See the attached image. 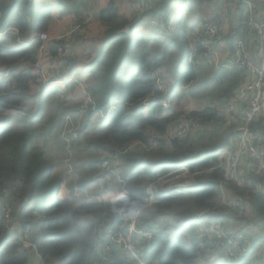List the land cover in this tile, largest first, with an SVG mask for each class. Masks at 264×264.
Segmentation results:
<instances>
[{"label": "trees", "instance_id": "obj_1", "mask_svg": "<svg viewBox=\"0 0 264 264\" xmlns=\"http://www.w3.org/2000/svg\"><path fill=\"white\" fill-rule=\"evenodd\" d=\"M116 1L111 0L101 12L99 19L103 24L117 19ZM163 1L152 12L163 17L167 39L163 41L143 31L142 22L134 19L128 32L123 31L127 25L111 26L106 42L96 55H89L86 66H71L64 81L44 84L37 66L43 44L39 34L48 30L51 16L45 14L35 21L33 40L15 46L12 40L18 42L39 15V1L0 0V264H29L31 250L46 264L52 258H58L59 264H138L122 245L106 237L107 231L125 230L127 224L120 210L132 211L145 205L149 184L182 165L201 172L197 184L188 189V196L162 194L159 201L143 210L140 218V231L150 228L155 232L153 240H143L145 264H196L202 254L200 240L196 237L186 240L184 232L203 224L204 219L198 217L203 210H208L207 215L236 217L240 228L256 233V240L264 242V192L256 188L261 176L248 172L243 185H225L228 196L233 199L229 198V204H221L223 174L218 170L202 172L216 166L225 146V136L219 141L217 124L212 123L220 119L218 107L209 105L186 113L166 109L160 102L164 97H179L178 91L189 86H192V97L234 94L247 77L246 71L237 68L214 67L210 70L214 75L213 85L206 84L203 78L199 85H194L199 73L190 61L191 43L186 31L193 29L201 16L221 17L219 1H224L228 8L233 4L240 15L225 36L234 49L238 38L245 41L243 21L247 7L238 0ZM176 6L181 7L179 15L173 11ZM187 9L194 10L196 17L194 20L188 17L182 26ZM173 15L175 31L168 29L172 27ZM228 18L231 19L230 11ZM5 28L15 31L12 38L4 37L2 29ZM64 45V39H56L49 46V52L57 60L66 59L68 67L75 58L66 50L65 54L57 55L58 48ZM185 50L188 51L186 59ZM206 58L210 59L209 55L200 49L194 60ZM160 70L168 76L172 73L170 78L174 84L169 92L158 90L156 77L163 80ZM60 82L66 83L63 88L75 85L83 90L84 100L77 103L79 111L85 114L80 132L92 119H98L97 131L84 137L78 145L70 132L73 129L69 131V126L65 129L59 124L66 113L50 115L49 100L61 87L54 84ZM152 93L153 101L144 103ZM83 105H86L84 112ZM112 105L118 107L107 116L97 113L98 110L107 113ZM183 115L199 119L203 130L193 137L166 139V133ZM251 130L264 134V116L253 119ZM53 132L60 140L63 133L64 144L57 147L56 154L62 160L60 166L83 170L75 179L65 168H57L58 163L47 149ZM65 136H70L71 142ZM152 139L159 143L149 148ZM136 142L140 144L130 147ZM76 152L81 155L76 156ZM195 153L197 157L193 156ZM115 155L126 169L127 191L115 187V194L105 202L85 196L80 190L90 188L102 161ZM237 198L245 202L246 212L234 216L231 203ZM7 213L13 220H9ZM170 221L178 227L173 232H169ZM101 225L108 227L106 231H99ZM9 226L16 229L11 231ZM25 240H30L28 247L23 245ZM249 260L246 258L240 264H250Z\"/></svg>", "mask_w": 264, "mask_h": 264}, {"label": "built area", "instance_id": "obj_2", "mask_svg": "<svg viewBox=\"0 0 264 264\" xmlns=\"http://www.w3.org/2000/svg\"><path fill=\"white\" fill-rule=\"evenodd\" d=\"M131 1L136 21L158 24L159 27L164 25L163 17L152 12L161 4V0ZM238 1H241L247 7V16L243 23L246 25L247 30L256 34L259 58L257 61L251 58L245 41L238 38L233 50L234 62L222 64L223 66L246 71L247 77L239 85L234 94L224 97L223 108L217 106L222 121L220 119L212 121V123L217 125H223L227 128L232 127L233 129V131L228 130L229 137L218 155L216 166L202 171L210 172L218 170L223 174L224 180L220 185L221 204H229L230 202L226 198L225 185H243L248 172H255L261 176V180L257 182L256 188L264 192V134L253 133L251 130L253 119L258 116H264V0ZM180 8V6L177 7V10ZM174 16L171 17V22ZM81 29V23L75 22L71 31L61 38L65 40V45L58 48L60 55L65 54V50L70 51L71 45L73 47V43L71 44L73 40H69L77 36ZM123 31L128 32L129 28L125 27ZM224 32L225 24L222 19L216 17L204 20L199 26L196 38L194 39L195 47L191 52V62L195 64L197 60H194V58L198 55L200 49L211 58H217L218 52L215 42ZM48 36L46 32L39 34V38L43 41L40 50L48 42H51V45L56 39H59L58 37L49 38ZM61 61L64 64L66 63V59H61ZM156 79L158 90L165 92V88L160 82V77L157 76ZM153 98L154 93L149 95L144 100V103H151ZM88 101H91V98H88ZM160 102L164 108L174 109L175 105L179 103V97H164ZM117 107V105H112L107 113L101 110H98L97 113L101 116H107L111 111L117 109ZM82 108H84V112L86 105H83ZM203 128L204 125L199 119L185 115L175 121V125L166 133L165 138H185L190 135L193 137L198 135ZM158 143L157 139H152L149 143V148L156 147ZM138 144L140 142L133 143L130 147ZM101 168L109 178L117 183L120 190L126 192L128 179L125 171H123V167L120 165L118 155L103 160ZM200 173V171L193 172L188 166L182 165L167 174L159 176L147 187L149 199L145 205L132 211L120 210V214L126 220L127 228L117 233H112L108 230L106 237L111 242L122 245L138 264H145V258H143L145 257V253L142 249L143 240H153L155 232L150 228L142 231L139 230L143 210L159 201L158 198L162 194L188 196V189L197 184V176ZM231 205L241 214L246 212V204L241 199H235ZM207 211L203 210L198 215L200 220L204 219L202 225L193 226L184 233L186 240H192L195 237L200 240L199 247L204 259L213 263L218 261L224 264H240L244 259L250 258L260 251L262 261L264 262V242H256V236L236 229L235 226H231L228 218L207 215ZM7 216L9 220H13L8 213ZM104 226L101 225L99 231H106L105 229L108 227ZM9 228L11 231L16 229L12 226H9ZM23 245L24 247H28L30 244L25 240Z\"/></svg>", "mask_w": 264, "mask_h": 264}, {"label": "rangeland", "instance_id": "obj_3", "mask_svg": "<svg viewBox=\"0 0 264 264\" xmlns=\"http://www.w3.org/2000/svg\"><path fill=\"white\" fill-rule=\"evenodd\" d=\"M5 2L11 3L13 0H4ZM39 1V15L35 17V20L32 21L31 26L29 27V30L27 33L21 36L19 38L18 42L16 39L12 40V45L18 46L26 43L27 41H31L36 36L35 33V24L38 19L41 18V16L45 14H49L51 16L49 23H48V30L46 33L49 35V38H56L59 39L63 38L65 35L68 34V32L71 31L73 24L75 22L81 23L82 29L77 36L74 38H71L69 41L73 40L71 44L73 43V46L71 45L70 51H68V54L75 58L74 62L71 65L64 64L63 61L57 60L58 57H55L53 55H50L49 52V45L51 42H48L43 49L39 51V61L37 66H39L38 75L41 77L44 84H48L50 81L57 80L58 81H64L65 75L67 73V70L71 68V66L77 65L79 67H84L87 65V63L90 61L89 55H96L100 48L103 46V44L106 42V38L109 35L108 30L111 26L114 25H127L126 28L130 29V23L132 22V14L135 16V12L132 8V1L131 0H117L116 4L118 6L119 12L117 19L111 23V24H103L99 17L103 10L108 8L109 3L111 0H36ZM168 2L169 0H165ZM219 4H222V8L220 11V16H216L219 19H222L223 23L228 25V14L229 11L231 12V15H233L235 18H238L240 13L237 11V9L233 6V4L228 8L224 1H219ZM197 7V5H195ZM176 6L174 7L173 11H175V15H179L181 9L177 10ZM196 12L194 10L187 9V11L184 13V17L182 19V26L187 21L188 17L194 18L196 17ZM211 19V17L204 16L197 19V23L194 25L193 29L188 28L186 31L187 40L191 43V52L194 49V39L196 38L197 30L201 23L204 20ZM135 20V17H134ZM133 20V21H134ZM173 24L171 27V31L177 30V27L174 25V21H172ZM129 24V25H128ZM142 30L154 34L156 36H159L160 40L167 39V36L163 33V26L159 27L158 24L153 23H142ZM125 28V27H124ZM123 28V29H124ZM5 31L4 37L6 39H10L15 34V31L12 29H2ZM158 30V31H155ZM170 31V32H171ZM59 56L60 54L57 53ZM188 56V51L185 50L184 57L185 59ZM210 57V56H209ZM192 58V54L190 55V61ZM54 59V60H52ZM183 62L180 66V71L183 70L184 64ZM221 58L214 59V58H206V60L201 59L195 61V68L197 69L199 73V78L197 82L194 85H199V82L201 78L204 79V82L206 84L213 85L214 84V75L210 74V70L214 67H221L222 66ZM159 73L163 76V80L160 81L161 84L165 88V92H169L172 88L174 82L170 78L172 76V73L170 72L171 76H168L166 73H163V71H159ZM72 80V79H71ZM66 83H58L54 85H60L61 87L58 88V90L53 93L52 99L49 100V110L50 115H61L62 113H66L65 116L59 121V124L61 128L66 129L69 126V131L73 134V139H76V144L78 145L81 140L84 139L89 134H94L98 129V123L97 118L92 119L91 122L84 128L82 132H80V129L82 127L84 116L81 111H79L77 107V103H80L83 98V90L81 88H78L75 85H70L69 87L66 86V88H63ZM192 86L185 87L181 89V91H178L179 95V103L175 105L174 109L176 111H183L186 113L195 111V110H203L209 105L218 106L220 104H217L218 101L221 98H224L225 95L219 94L217 97H213V95H210L208 97L200 98V97H192L190 95V90ZM205 92V91H204ZM86 93V92H85ZM181 94V95H180ZM88 101V100H87ZM86 101V102H87ZM220 108V107H219ZM99 114V113H98ZM185 116V115H183ZM182 116V117H183ZM54 118V116H53ZM53 122V120L51 121ZM58 124V125H59ZM57 125V126H58ZM222 126V125H221ZM55 128V127H54ZM64 129V130H65ZM221 131V134H218V140L221 141L222 137L224 136L223 133L226 131L220 127L219 129ZM233 131V129H231ZM63 132V130H62ZM52 140L49 139L51 146L47 147V149L50 150L51 157L54 161L58 163L59 166H57L58 169L65 168L69 175L73 177H78L79 172L83 171L80 169V167H75L76 170L74 171V168H67L60 166L62 160L58 159L57 154V147L63 146V133L61 140L56 137V134L53 132L51 134ZM50 136V138H51ZM65 139L69 142H71L70 136H65ZM72 139V140H73ZM227 142V141H226ZM76 156L81 155L80 152L75 153ZM110 160V159H109ZM56 163V164H57ZM121 167H123V171L126 173V169H124V166L122 165L120 161ZM93 183L90 186V188H85L80 190L85 196L95 198L98 201L105 202L108 200L109 196H113L115 194V187L119 188L117 183L109 178L102 168L98 173L93 175L92 177ZM128 183L126 184L127 187ZM120 189V188H119ZM65 191L68 192V189L65 188ZM123 191V190H121ZM127 191V190H125ZM226 192V198L228 201L229 198L233 199L228 196L227 191ZM232 212L235 214L243 215L237 210H234L232 208ZM200 213V212H199ZM246 214V213H245ZM228 222L231 226H235L236 229L247 232L244 228H240L238 226V222L235 220L233 216H227ZM198 220V217H197ZM169 232L175 231L178 227H175V224H173L172 221H170L169 225ZM185 233V232H184ZM256 234V233H255ZM253 235L252 233L250 235ZM27 243L30 244V240H27ZM143 257V256H142ZM144 258V257H143ZM30 263L29 264H46L44 263L36 251L31 250V257H30ZM250 264H264L261 257V252L258 251L255 255H253L250 260ZM49 264H59L58 258H52ZM196 264H214L213 262H209L206 259H204V256L201 254L200 258L197 260Z\"/></svg>", "mask_w": 264, "mask_h": 264}, {"label": "crops", "instance_id": "obj_4", "mask_svg": "<svg viewBox=\"0 0 264 264\" xmlns=\"http://www.w3.org/2000/svg\"><path fill=\"white\" fill-rule=\"evenodd\" d=\"M163 2H166V1H163ZM133 19H134V15L132 14V19L131 20H133ZM227 21H228V25H226L225 32L222 35H220L216 39V42H215V46H216L218 55H217V58H214V59L221 58V62L223 64H230V63H233L234 60H235L234 52H233L234 49L231 47L230 40L227 39V37L225 36V33L229 32L232 29V25L237 23V18H235L233 15H231V19L228 18ZM231 21H233V23L230 25ZM165 28L166 27L163 25V28H162V29H164L163 33H164V35L167 36L168 32H166ZM168 29L170 30V28H168ZM155 31H158V30H155ZM234 34H235V32L233 33V35ZM243 37L245 39L246 46H247V48L249 50V56L251 58L255 59V61H257L258 58H259V55H258V52H257V38H256V34L254 32H251V31L247 30V28H246V31L243 33ZM223 102H224V98H221L218 101L217 104H220L219 105L220 108H223ZM220 127L223 130H224V128L226 129V131L223 133V135L225 136V138L227 137V139H228V137H229V135H228L229 131L228 130L229 129L227 127L223 126V125L222 126H220V125L218 126L217 125V129H218L217 133L218 134H221V131L219 130ZM230 129H232V127ZM255 241L258 242L256 239H255Z\"/></svg>", "mask_w": 264, "mask_h": 264}, {"label": "water", "instance_id": "obj_5", "mask_svg": "<svg viewBox=\"0 0 264 264\" xmlns=\"http://www.w3.org/2000/svg\"><path fill=\"white\" fill-rule=\"evenodd\" d=\"M229 135V134H228ZM227 141V137L225 138V142ZM194 157H197L198 156V153H195L194 155H193Z\"/></svg>", "mask_w": 264, "mask_h": 264}]
</instances>
